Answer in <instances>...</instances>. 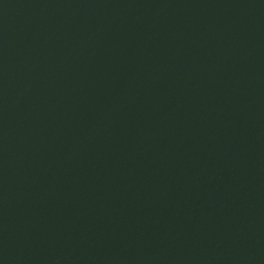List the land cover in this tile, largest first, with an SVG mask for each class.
<instances>
[{"label": "water", "instance_id": "obj_1", "mask_svg": "<svg viewBox=\"0 0 264 264\" xmlns=\"http://www.w3.org/2000/svg\"><path fill=\"white\" fill-rule=\"evenodd\" d=\"M0 264H264V0H0Z\"/></svg>", "mask_w": 264, "mask_h": 264}]
</instances>
